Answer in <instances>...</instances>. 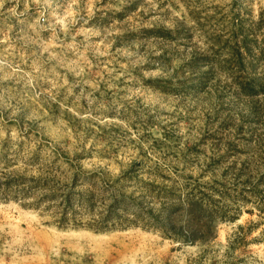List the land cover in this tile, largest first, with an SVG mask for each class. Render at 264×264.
<instances>
[{
	"label": "rangeland",
	"instance_id": "374dc122",
	"mask_svg": "<svg viewBox=\"0 0 264 264\" xmlns=\"http://www.w3.org/2000/svg\"><path fill=\"white\" fill-rule=\"evenodd\" d=\"M72 175L95 214L193 198L213 238L62 229L0 194V264H264V0H0V185Z\"/></svg>",
	"mask_w": 264,
	"mask_h": 264
},
{
	"label": "trees",
	"instance_id": "16d2710c",
	"mask_svg": "<svg viewBox=\"0 0 264 264\" xmlns=\"http://www.w3.org/2000/svg\"><path fill=\"white\" fill-rule=\"evenodd\" d=\"M243 88L244 90L249 89L251 93L253 85L249 83ZM24 181L20 179V182L24 183ZM88 181V190L85 192L76 190L82 184H80L79 175H72L69 183L45 181L43 188L50 193L41 198L25 192H13L9 184L0 185V194L4 199L13 197L12 199L18 200L28 208L39 209L45 205V211L51 213L56 226L62 229L87 228L96 232H109L139 227L157 230L165 238L191 245L201 244L213 238L214 228L211 226L213 217L207 214L202 209V205L193 198L180 200L170 192L162 190L159 194V199L162 200L159 209L150 208L143 213L142 207L139 206L140 202L137 204L140 211L130 215V210L124 207L125 196L114 193L109 197L110 202L106 210L95 214V192L99 190V187L94 180ZM148 193L151 195V190ZM31 197H33L31 200L33 202L26 204Z\"/></svg>",
	"mask_w": 264,
	"mask_h": 264
}]
</instances>
